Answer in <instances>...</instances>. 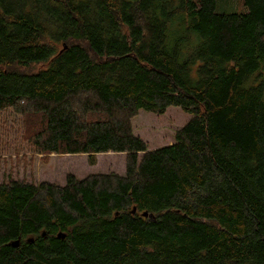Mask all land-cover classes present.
<instances>
[{
  "label": "trees",
  "instance_id": "1",
  "mask_svg": "<svg viewBox=\"0 0 264 264\" xmlns=\"http://www.w3.org/2000/svg\"><path fill=\"white\" fill-rule=\"evenodd\" d=\"M241 5L0 0V124L42 156L126 155L1 184L0 264H264V0ZM169 107L190 119L148 150L131 120Z\"/></svg>",
  "mask_w": 264,
  "mask_h": 264
},
{
  "label": "rangeland",
  "instance_id": "2",
  "mask_svg": "<svg viewBox=\"0 0 264 264\" xmlns=\"http://www.w3.org/2000/svg\"><path fill=\"white\" fill-rule=\"evenodd\" d=\"M228 1L231 11H244L241 0ZM219 3L226 8V0H219ZM9 114L10 117L0 124V185L9 180L64 185L69 174L78 179L95 173L124 175L125 153L96 154L91 158L87 154L42 156L36 153L25 141L24 118ZM147 116L149 118L145 119ZM189 119L190 115L180 108L169 107L162 115L139 111L132 118L131 126L134 135L140 137L150 150L173 144L176 131Z\"/></svg>",
  "mask_w": 264,
  "mask_h": 264
},
{
  "label": "water",
  "instance_id": "3",
  "mask_svg": "<svg viewBox=\"0 0 264 264\" xmlns=\"http://www.w3.org/2000/svg\"><path fill=\"white\" fill-rule=\"evenodd\" d=\"M134 212H135V209L133 208L132 213H134ZM142 216L143 217L149 216V218H153L152 214H147L146 212L143 213ZM42 234H43L42 236H44V233H42ZM56 237L58 239H63L65 237V234L59 232V233H57ZM28 242H29V244L33 243V239H30ZM19 244H20V239H17V240H14V241L8 243L9 246H12L15 248L19 247Z\"/></svg>",
  "mask_w": 264,
  "mask_h": 264
},
{
  "label": "crops",
  "instance_id": "4",
  "mask_svg": "<svg viewBox=\"0 0 264 264\" xmlns=\"http://www.w3.org/2000/svg\"><path fill=\"white\" fill-rule=\"evenodd\" d=\"M169 145V144H168Z\"/></svg>",
  "mask_w": 264,
  "mask_h": 264
}]
</instances>
